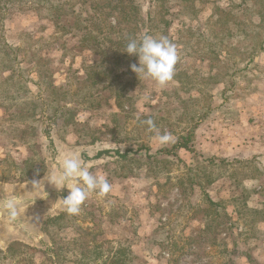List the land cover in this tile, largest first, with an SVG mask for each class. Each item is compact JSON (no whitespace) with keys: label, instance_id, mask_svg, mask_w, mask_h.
Wrapping results in <instances>:
<instances>
[{"label":"rangeland","instance_id":"rangeland-1","mask_svg":"<svg viewBox=\"0 0 264 264\" xmlns=\"http://www.w3.org/2000/svg\"><path fill=\"white\" fill-rule=\"evenodd\" d=\"M138 1L133 38L167 36L176 47L165 86L127 70L136 55L121 67H110L113 54L101 62L69 29L73 15L56 20L41 5L6 15L17 62L0 46V175L20 174L35 154L46 170L0 180V190L45 184L77 154L110 191L93 192L79 215L62 202L30 212L34 237L8 232L0 264H104L119 250L120 264H264V0ZM32 94L43 99L39 114L20 118L11 96ZM149 118L170 142L159 143ZM235 121L242 144L220 148ZM190 133V149H173Z\"/></svg>","mask_w":264,"mask_h":264},{"label":"trees","instance_id":"trees-1","mask_svg":"<svg viewBox=\"0 0 264 264\" xmlns=\"http://www.w3.org/2000/svg\"><path fill=\"white\" fill-rule=\"evenodd\" d=\"M152 1L157 2L158 0ZM84 4L87 5L83 6ZM39 5H41V8L52 9L56 14V20H61L64 15H73L74 22L69 29L78 28L83 31L82 40L100 49L103 53L101 62L104 58L107 59L113 54L116 60L110 64L111 68H116L117 65L121 67V64L128 58L129 55L126 51H123V49L128 40L135 36V30L142 22L139 20L142 6L138 0H0V46L8 52L7 56L10 57V60L14 64H16L17 58L14 54L13 47L7 42L3 35V22L5 17L6 15L14 13L16 10L39 7ZM77 6H80L79 12L75 10ZM112 17L115 19L116 24H112ZM121 52L123 54H121ZM98 65H100V63ZM130 66L127 67V70ZM123 73L127 72H118V74L114 75L118 77ZM50 85L54 89H58L53 83ZM11 98L16 101L15 103L17 105L14 113L20 118L24 119L27 117L31 119L32 116L36 117L39 114L36 112V109L39 104L42 103L41 101H43V99L33 94L29 98L16 95L11 96ZM57 112L58 111H55V115H57ZM29 128L23 130V134L29 133ZM32 130H35V128H31V131ZM190 137L191 133L190 136L187 137L181 136V140H178L173 146V149L178 147L190 149L188 145ZM118 154L123 157L126 156V153L122 154L118 152ZM34 156L35 157L29 159V161L25 162V165L20 168V174H11L8 171L0 175V180H16L23 182L41 177L46 170L45 159L41 157L40 154H35ZM210 201L213 204L215 203L213 200ZM63 216L64 215L60 217L62 218ZM120 251L121 250L116 254H108L106 257L109 256L110 258L106 259L104 264H120L119 260H116V256ZM88 254L98 256L100 254L98 247L96 246V249Z\"/></svg>","mask_w":264,"mask_h":264},{"label":"clouds","instance_id":"clouds-1","mask_svg":"<svg viewBox=\"0 0 264 264\" xmlns=\"http://www.w3.org/2000/svg\"><path fill=\"white\" fill-rule=\"evenodd\" d=\"M123 51L128 55L138 56V64L133 63L130 67L139 79L146 78L155 81L160 86H165L174 76L178 54L175 45L167 36H153L144 34L128 40ZM149 131L156 132L160 144L171 141V134L159 133L154 121L149 118L143 121ZM61 173L59 177L48 176L46 179L56 187L58 191L65 187L69 189L67 196L62 197L63 208L68 215H79L82 205L88 197L96 192L105 195L110 191V184L105 176L92 174L87 164L79 155L73 154L63 159L60 163ZM82 181V186L73 181ZM41 181H33L34 190ZM24 200L16 195H9L0 200L2 208L10 220L15 221L24 211Z\"/></svg>","mask_w":264,"mask_h":264},{"label":"water","instance_id":"water-1","mask_svg":"<svg viewBox=\"0 0 264 264\" xmlns=\"http://www.w3.org/2000/svg\"><path fill=\"white\" fill-rule=\"evenodd\" d=\"M87 160V157H85V159H82V161H84L85 163H87ZM60 173L61 168L59 169V173L46 175L45 178L47 179L48 176L59 177ZM75 181H73V183ZM68 193L69 189H67L66 187L63 190L58 191L56 187L48 181L47 183L41 184L40 186L36 187L35 190L30 186H21L14 189H1L0 200L5 199L9 195H16L18 197H21L24 200V211L15 221H12L9 219L6 212L2 208H0V245L5 244L8 232L19 233V231H22L26 234L27 238L32 239L34 235L31 234L29 230L27 222L28 214L40 208L49 207L51 204L62 202V197L67 196Z\"/></svg>","mask_w":264,"mask_h":264},{"label":"crops","instance_id":"crops-1","mask_svg":"<svg viewBox=\"0 0 264 264\" xmlns=\"http://www.w3.org/2000/svg\"><path fill=\"white\" fill-rule=\"evenodd\" d=\"M247 126H249V127H251L250 125H247ZM241 127V128H240ZM239 129H242V126L241 125H239L238 123H237V121H235V131H232V132H230L231 134H230V138H229V140H223L222 141V145H220L219 147L221 148V147H226V145H229V147H230V144H228V142L229 141H232L233 140V142H232V146H234V145H236L237 146V144H242V138H243V135H242V133H239L238 132V130ZM249 138L251 139L252 138V134H249ZM237 139H241V142H237ZM252 140V139H251ZM231 146V147H232ZM229 149V148H228ZM228 149H227V151H228Z\"/></svg>","mask_w":264,"mask_h":264}]
</instances>
